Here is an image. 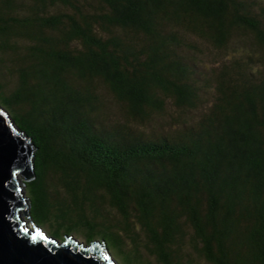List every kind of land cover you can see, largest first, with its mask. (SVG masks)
Instances as JSON below:
<instances>
[{
	"label": "trees",
	"instance_id": "obj_1",
	"mask_svg": "<svg viewBox=\"0 0 264 264\" xmlns=\"http://www.w3.org/2000/svg\"><path fill=\"white\" fill-rule=\"evenodd\" d=\"M0 103L52 236L264 264V0H0Z\"/></svg>",
	"mask_w": 264,
	"mask_h": 264
},
{
	"label": "water",
	"instance_id": "obj_2",
	"mask_svg": "<svg viewBox=\"0 0 264 264\" xmlns=\"http://www.w3.org/2000/svg\"><path fill=\"white\" fill-rule=\"evenodd\" d=\"M36 150L0 103V264H119L106 242L59 240L22 220L23 213L31 216L26 185L36 177Z\"/></svg>",
	"mask_w": 264,
	"mask_h": 264
},
{
	"label": "rangeland",
	"instance_id": "obj_3",
	"mask_svg": "<svg viewBox=\"0 0 264 264\" xmlns=\"http://www.w3.org/2000/svg\"><path fill=\"white\" fill-rule=\"evenodd\" d=\"M205 59H207V61H204L202 62V67L208 69L207 67H211L213 65H215L214 62H209L212 58L209 57H205ZM113 102H111L110 100V104H112ZM115 104H113V107L115 109V111L113 112V119L117 120V121H122L123 122L125 121L122 116L120 115V113L118 112V107L117 106H114ZM146 130L148 131H151L149 127L145 128ZM159 129V128H158ZM160 130V129H159ZM170 133V132H169ZM30 211H31V208H30ZM22 220H26L27 224L32 228V229H35L37 226L33 223V220L29 217H27V215L25 213L22 214ZM41 227V226H40ZM43 230H45V232H47L49 235H53V234H59V236H61V234L65 233L66 229H63V230H58L57 228H54L52 226H49L47 225L45 228L41 227ZM74 237H76L77 239H79L80 241L82 242H85L82 240V237L79 236L77 233V231H74ZM57 239L61 240L60 237H57ZM118 257V256H117ZM118 260H119V264H138V262L136 263L135 261L132 263L131 261L127 260L126 257H123V259L121 257H118ZM154 264H155V261H154Z\"/></svg>",
	"mask_w": 264,
	"mask_h": 264
},
{
	"label": "clouds",
	"instance_id": "obj_4",
	"mask_svg": "<svg viewBox=\"0 0 264 264\" xmlns=\"http://www.w3.org/2000/svg\"><path fill=\"white\" fill-rule=\"evenodd\" d=\"M27 222V221H26ZM37 227L35 228V229H39L40 228V226H38L35 222H33ZM39 227V228H38Z\"/></svg>",
	"mask_w": 264,
	"mask_h": 264
},
{
	"label": "snow or ice",
	"instance_id": "obj_5",
	"mask_svg": "<svg viewBox=\"0 0 264 264\" xmlns=\"http://www.w3.org/2000/svg\"><path fill=\"white\" fill-rule=\"evenodd\" d=\"M105 259H108V257H107V256H105Z\"/></svg>",
	"mask_w": 264,
	"mask_h": 264
}]
</instances>
